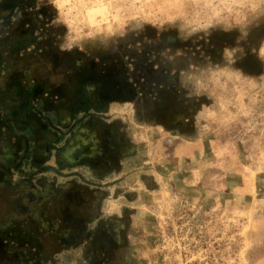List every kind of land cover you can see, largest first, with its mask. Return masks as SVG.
<instances>
[{
	"label": "rangeland",
	"instance_id": "obj_1",
	"mask_svg": "<svg viewBox=\"0 0 264 264\" xmlns=\"http://www.w3.org/2000/svg\"><path fill=\"white\" fill-rule=\"evenodd\" d=\"M124 2L110 33L137 17L160 29L189 2L205 11L194 28L220 15L216 0ZM55 15L48 0H0V264H247L264 237V123L245 119L244 94L219 110L182 99L160 61L165 48L217 60L237 33L146 26L110 51L62 52ZM261 41L264 25L238 67L264 71ZM84 65L111 66L91 109Z\"/></svg>",
	"mask_w": 264,
	"mask_h": 264
},
{
	"label": "clouds",
	"instance_id": "obj_2",
	"mask_svg": "<svg viewBox=\"0 0 264 264\" xmlns=\"http://www.w3.org/2000/svg\"><path fill=\"white\" fill-rule=\"evenodd\" d=\"M55 10V24L63 26L59 49L71 52L78 50L110 51L121 40L129 35H140L146 26H152L142 17L129 20L125 24L122 34L116 31L109 32L108 25L113 29L117 25L112 21L116 7H121L122 15L128 17L130 13L124 0H48ZM220 8V15L214 18V23L208 28H194L186 23L187 20L203 19L205 11L203 5L195 7L189 2L185 7L186 16H175L174 19L165 18L164 26L157 31H175L178 36L183 34L185 39H193L200 33L216 29L226 33H237L234 46L222 49L217 60L198 62L195 58L186 56L182 49L165 48L160 53V61L168 69L172 85L176 88L182 99H198L204 107L216 106L219 110V101L225 103L235 102L238 94H244V103L250 116L256 117L264 123V71L259 74L246 72L238 63L245 56L244 40L255 27L264 25V0H216ZM210 15V10H207ZM199 13V17H197ZM241 19L242 23L237 22ZM259 50L264 51V41H261ZM261 64L264 65V56L257 54ZM129 147L134 149L132 157L137 156V149L142 153L143 146H138L129 140ZM254 141L241 148H252ZM264 144V141H262ZM142 161L133 159L129 161V168L134 174L136 167ZM247 264H264V237L253 238L246 255Z\"/></svg>",
	"mask_w": 264,
	"mask_h": 264
},
{
	"label": "flooded vegetation",
	"instance_id": "obj_3",
	"mask_svg": "<svg viewBox=\"0 0 264 264\" xmlns=\"http://www.w3.org/2000/svg\"><path fill=\"white\" fill-rule=\"evenodd\" d=\"M110 69L111 66L95 67L94 65H84L81 67V73H83V79L81 81L85 84V87H88V90L81 93V95L83 96L84 102L88 109L95 107L94 104L92 105V102H103L106 99L104 96L105 94L102 92L101 85L106 81L108 76H110Z\"/></svg>",
	"mask_w": 264,
	"mask_h": 264
},
{
	"label": "crops",
	"instance_id": "obj_4",
	"mask_svg": "<svg viewBox=\"0 0 264 264\" xmlns=\"http://www.w3.org/2000/svg\"><path fill=\"white\" fill-rule=\"evenodd\" d=\"M72 128V127H71Z\"/></svg>",
	"mask_w": 264,
	"mask_h": 264
}]
</instances>
